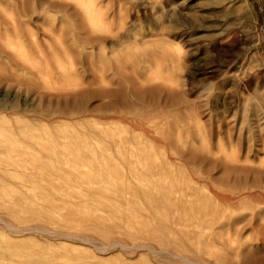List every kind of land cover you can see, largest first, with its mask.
I'll list each match as a JSON object with an SVG mask.
<instances>
[{
    "label": "rangeland",
    "instance_id": "374dc122",
    "mask_svg": "<svg viewBox=\"0 0 264 264\" xmlns=\"http://www.w3.org/2000/svg\"><path fill=\"white\" fill-rule=\"evenodd\" d=\"M93 1L0 0V264H175L167 0Z\"/></svg>",
    "mask_w": 264,
    "mask_h": 264
},
{
    "label": "bare ground",
    "instance_id": "6f19581e",
    "mask_svg": "<svg viewBox=\"0 0 264 264\" xmlns=\"http://www.w3.org/2000/svg\"><path fill=\"white\" fill-rule=\"evenodd\" d=\"M78 3V7H79V12H80V16L82 19V27L84 29H86V27H90L91 31L101 28V19H100V13L96 10V2L93 0H75ZM90 41H86L85 44H88ZM169 81V80H167ZM170 82V81H169ZM14 146L15 143H13ZM71 172H80L81 170L78 169L76 166L73 165V167H71ZM102 182V181H100ZM128 184V183H127ZM121 185H126L123 181L121 183ZM52 189H56V187H52ZM173 188H170L169 190L166 191V193H163V196H161V192L158 189H153L150 191H146L144 196L146 198V200L148 202H153L155 200H158L160 198V196L164 199L167 200L168 202L173 200ZM111 200V199H110ZM109 200V201H110ZM134 200H137L140 204L141 201L138 198V196H136V198H134ZM53 205V204H52ZM76 212H78V209H75ZM35 215V214H33ZM38 216V215H35ZM159 228H161V226H159ZM147 230V229H146ZM160 231V229H158Z\"/></svg>",
    "mask_w": 264,
    "mask_h": 264
}]
</instances>
